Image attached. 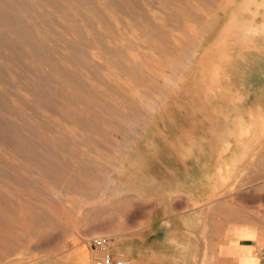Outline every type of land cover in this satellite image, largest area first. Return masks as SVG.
Segmentation results:
<instances>
[{"label":"rangeland","instance_id":"1","mask_svg":"<svg viewBox=\"0 0 264 264\" xmlns=\"http://www.w3.org/2000/svg\"><path fill=\"white\" fill-rule=\"evenodd\" d=\"M0 124V264H264V0H0Z\"/></svg>","mask_w":264,"mask_h":264},{"label":"built area","instance_id":"2","mask_svg":"<svg viewBox=\"0 0 264 264\" xmlns=\"http://www.w3.org/2000/svg\"><path fill=\"white\" fill-rule=\"evenodd\" d=\"M105 241L103 240H95L93 242V246L97 248H104L105 246ZM96 264H132L130 261L127 260H116L111 255L105 254L100 260L96 262Z\"/></svg>","mask_w":264,"mask_h":264},{"label":"bare ground","instance_id":"3","mask_svg":"<svg viewBox=\"0 0 264 264\" xmlns=\"http://www.w3.org/2000/svg\"><path fill=\"white\" fill-rule=\"evenodd\" d=\"M2 8H3V6H2ZM5 8V7H4ZM5 9H8V8H5ZM2 11V10H1ZM6 13V12H5ZM93 13V12H92ZM9 16V15H8ZM4 18H5V16H4ZM3 18V19H4ZM7 18V17H6ZM8 18H10V17H8ZM11 19V18H10ZM99 19V18H98ZM97 21V20H96ZM102 21V20H101ZM8 22V21H7ZM9 23V22H8ZM11 23V22H10ZM97 23V22H96ZM4 25V24H3ZM12 25V24H11ZM10 25V26H11ZM7 27V26H6ZM137 27V26H136ZM17 29H18V27H17ZM16 30V29H15ZM15 30H14V33H15ZM5 31V30H4ZM10 31H11V29H10ZM13 32V31H12ZM11 33V32H10ZM2 34V33H1ZM9 34V33H8ZM10 35V34H9ZM16 37H18V36H16ZM10 38V37H9ZM20 38V37H19ZM8 39V38H7ZM21 41H22V39H21ZM16 42H18V40L16 41ZM23 43V42H22ZM33 43V42H32ZM19 44V43H18ZM24 44V43H23ZM42 44V43H41ZM35 45H38V44H36L35 43ZM26 46V45H25ZM39 46V45H38ZM22 48V47H21ZM31 48V47H30ZM34 48H36V47H34ZM22 49H24V48H22ZM27 49V48H26ZM37 49V48H36ZM39 49V48H38ZM29 51V50H28ZM26 52V51H25ZM41 52V51H40ZM113 52V51H112ZM33 53V52H32ZM46 56V55H45ZM34 57V56H33ZM39 58H41V57H39ZM34 59H35V57H34ZM63 60H64V57H63ZM39 61V60H38ZM37 61V63H39ZM36 63V62H35ZM47 63V62H46ZM60 63V62H59ZM102 63H103V61H102ZM100 64V63H99ZM41 65V64H40ZM61 65V64H60ZM63 67V66H62ZM69 67V66H68ZM66 68V67H65ZM38 69V68H37ZM69 69V68H68ZM53 70V69H52ZM42 71V70H41ZM46 71V70H45ZM47 72V71H46ZM42 73V72H41ZM60 77V76H59ZM53 78V77H52ZM54 79V78H53ZM44 80V79H43ZM44 82V81H43ZM66 82V81H65ZM69 82V81H68ZM60 83V82H59ZM71 83H73V82H71ZM53 84H55V83H53ZM39 86V85H38ZM40 87V86H39ZM64 87H65V85H64ZM37 91V90H36ZM58 92V91H57ZM33 93H35V92H33ZM35 95H36V93H35ZM56 95V94H55ZM50 96H52V94L50 93ZM49 96V97H50ZM47 99V98H46ZM56 100H58L57 98L55 99V102H56ZM58 103V102H57ZM1 125V124H0ZM7 126V128H10L11 129V127H8V125H6ZM10 126V125H9ZM2 127H5V126H2ZM14 131V130H13ZM1 132V131H0ZM8 132V131H7ZM2 133V132H1ZM4 133H5V131H4ZM7 134H10V133H7ZM5 135V134H4ZM15 135H17V134H15ZM24 137V136H23ZM18 138V137H17ZM28 138V137H27ZM7 139H10V137L9 138H7ZM15 139V138H14ZM30 139V138H29ZM19 140H21V137H20V139ZM20 145H22V144H20ZM27 146V145H26ZM37 146V145H36ZM29 152V151H28ZM38 153V152H37ZM23 157V156H22ZM21 157V158H22ZM40 163V162H39ZM41 164V163H40ZM1 223V222H0Z\"/></svg>","mask_w":264,"mask_h":264}]
</instances>
